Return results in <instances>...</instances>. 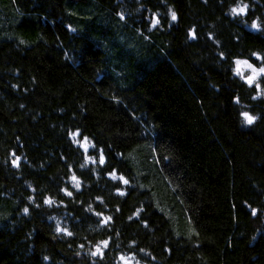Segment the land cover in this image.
Listing matches in <instances>:
<instances>
[{
	"label": "trees",
	"instance_id": "trees-1",
	"mask_svg": "<svg viewBox=\"0 0 264 264\" xmlns=\"http://www.w3.org/2000/svg\"><path fill=\"white\" fill-rule=\"evenodd\" d=\"M236 60L264 0H0V264H264Z\"/></svg>",
	"mask_w": 264,
	"mask_h": 264
},
{
	"label": "rangeland",
	"instance_id": "rangeland-1",
	"mask_svg": "<svg viewBox=\"0 0 264 264\" xmlns=\"http://www.w3.org/2000/svg\"><path fill=\"white\" fill-rule=\"evenodd\" d=\"M237 61H246V60H236L234 63V72L235 74L247 85L251 86V85H255L258 83V81L262 78H264V73H260L258 75H256V78L252 81L251 84L248 83V79L249 77L253 76V72L251 68H248L245 64H237ZM248 62V61H247ZM249 64H251L250 62H248ZM252 68L257 70V73H259V70L261 68H264V66H254L253 64ZM239 70V74H237ZM1 223V221H0ZM120 264H135L133 261H131L130 259L127 258H121L120 259Z\"/></svg>",
	"mask_w": 264,
	"mask_h": 264
},
{
	"label": "snow or ice",
	"instance_id": "snow-or-ice-1",
	"mask_svg": "<svg viewBox=\"0 0 264 264\" xmlns=\"http://www.w3.org/2000/svg\"><path fill=\"white\" fill-rule=\"evenodd\" d=\"M240 11L243 12V9H241ZM233 12H236V9H233ZM173 19H175V15H173ZM255 27H256V25L253 24V28H255ZM258 58H259V57H258ZM237 64H238V65H239V64H245L248 68H251V69H252L253 76L249 77V79H248V83H249V84H251L252 81L256 78V75H258V74H260V73H264V68H261V69L259 70V73H257V70L254 69V68H252V65L249 64L247 61H237ZM237 74H239V70H238ZM244 118H245V120H246L249 124L252 123L253 118H252L251 116H248V115L245 113V114H244ZM73 179H75V177H74ZM125 183H126V181H125ZM66 194L71 195V193H66ZM46 202H48V201H46Z\"/></svg>",
	"mask_w": 264,
	"mask_h": 264
}]
</instances>
